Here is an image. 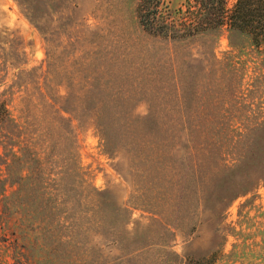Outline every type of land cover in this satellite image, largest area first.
<instances>
[{
    "label": "rangeland",
    "instance_id": "1",
    "mask_svg": "<svg viewBox=\"0 0 264 264\" xmlns=\"http://www.w3.org/2000/svg\"><path fill=\"white\" fill-rule=\"evenodd\" d=\"M138 2L0 0V92L15 83L21 151L6 152L0 264H264V127L244 131L264 118L257 57L226 26L150 36ZM215 35L218 62L204 69ZM38 82L71 124L42 104ZM192 114L211 122L160 126Z\"/></svg>",
    "mask_w": 264,
    "mask_h": 264
},
{
    "label": "trees",
    "instance_id": "2",
    "mask_svg": "<svg viewBox=\"0 0 264 264\" xmlns=\"http://www.w3.org/2000/svg\"><path fill=\"white\" fill-rule=\"evenodd\" d=\"M137 18L139 25L145 33L168 42H179L188 37L192 38L201 34H214L219 28L226 26L230 34L236 33L247 38L246 48L248 47L253 50L256 55L255 57H257L258 65V71L253 72L250 76V81L261 82L264 86V0H235L231 8H227V0H185L184 8H178L176 11H172L167 5H164L163 0H139L137 5ZM214 39L215 41L212 44L213 48L211 49L212 53L209 55L204 53L202 58H200L204 69H209L211 64L218 62L215 49L219 38L215 35ZM23 72L25 71H20L16 77L20 78ZM13 84L8 89L0 92V195L6 189L5 187L8 181L7 167L10 165L11 160L7 157L6 152L10 151L16 160L20 158L17 155L18 152H21L14 150V146L10 144V135L19 128L16 123V117L12 114L9 107L12 100L8 97L11 95L10 91H12ZM37 88L35 93L43 101V105L53 110L57 123H59V120L61 123L65 122V126L66 122L71 124V119L65 117L61 112H67V110L65 108H55L56 101L54 102L48 86L45 83L38 82ZM207 122H211L210 116L192 114L164 119L161 121L160 126L162 129L177 126L179 128L180 126L179 129L183 128L185 130H196L200 132L204 127H207L205 125ZM157 126L159 128V125ZM263 127L264 118L258 124L255 123L253 126L245 127L244 131H247L249 128L256 130ZM66 128L68 129V127ZM65 132L68 134V130H65ZM260 139L261 142H264V138L261 137ZM256 140L255 137L254 141ZM138 143L139 148L153 147V145L150 146L152 142L146 144V141H141ZM163 143V140L155 142V146L158 148L155 154L158 155H154L152 161H154L153 163H155L157 171L159 169L161 171L163 166L162 158L160 157ZM34 156L41 159L40 154H34ZM2 167H4L3 170ZM157 180L162 186V181L164 180ZM162 191L161 199L159 200H163L165 191ZM154 209L156 210L155 214H161V208H158V210L157 208ZM134 251L136 252L137 249Z\"/></svg>",
    "mask_w": 264,
    "mask_h": 264
}]
</instances>
